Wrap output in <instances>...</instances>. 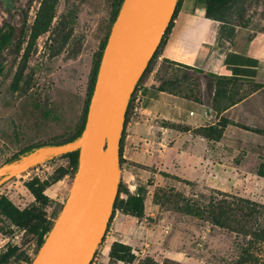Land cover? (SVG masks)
I'll return each mask as SVG.
<instances>
[{
  "label": "rangeland",
  "instance_id": "374dc122",
  "mask_svg": "<svg viewBox=\"0 0 264 264\" xmlns=\"http://www.w3.org/2000/svg\"><path fill=\"white\" fill-rule=\"evenodd\" d=\"M40 2L0 0V26L7 21L15 27L16 36L21 30L28 33ZM112 11L113 0H58L51 26L37 38L28 60L25 88H10L19 57L7 52L0 72V166L25 147L61 140L73 132L85 106L93 61L111 24ZM227 15L236 25L264 30V0H239ZM159 73L164 77L161 84L169 82V89L202 105L206 121L195 128L148 115L142 107L132 110L125 136L145 135L156 140L163 131L160 126H166L176 136L181 134L183 152L172 162L165 160L167 163L161 161L158 150L145 164L122 157L120 181L130 192L145 189L144 215L116 210L91 264H111L108 252L115 240L129 241L138 259L151 256L158 262L169 258L178 264H264V240L256 235L260 227L264 230V177L256 173L264 164V83L186 73L156 58L142 84L151 74ZM211 127V137L206 138L204 130ZM196 137L207 142V161L199 154L202 147L191 142ZM35 150L30 154L31 164L15 175L3 173L7 180L0 184V195L20 208L39 205L25 182L34 177L51 181L58 166L68 167L66 157ZM194 155L200 160L192 161ZM71 182L68 169L63 178L45 188L49 200L43 209L51 219L64 203ZM186 204L201 215L184 212ZM212 209L226 225L212 222L208 217ZM23 231L6 222L0 230V252L18 245L33 256L36 244L31 237L23 238ZM242 249L253 259L244 261Z\"/></svg>",
  "mask_w": 264,
  "mask_h": 264
},
{
  "label": "water",
  "instance_id": "95a60500",
  "mask_svg": "<svg viewBox=\"0 0 264 264\" xmlns=\"http://www.w3.org/2000/svg\"><path fill=\"white\" fill-rule=\"evenodd\" d=\"M178 0H123L102 52L84 128L78 138L34 152L78 150L69 192L31 264H90L105 235L120 182L119 144L128 101L157 49ZM0 166V176L31 164Z\"/></svg>",
  "mask_w": 264,
  "mask_h": 264
},
{
  "label": "trees",
  "instance_id": "16d2710c",
  "mask_svg": "<svg viewBox=\"0 0 264 264\" xmlns=\"http://www.w3.org/2000/svg\"><path fill=\"white\" fill-rule=\"evenodd\" d=\"M57 1L58 0H41L39 8L36 11L35 19L28 28V33H25L24 30H21V33L18 36H16L15 27L10 22L7 21L0 26V72L2 71L5 57L9 50H11L12 53H14L16 56L19 57L18 65L14 72L10 84V88L12 90H18L27 87V80L24 79V72L27 68L28 60L30 58L31 53L34 50L37 38L42 33L48 31L51 26L52 20L56 12ZM180 1L181 0L177 1V5L172 15V18L169 22V25L167 26V29L165 30L163 37L157 49L155 50L152 58L149 60L145 70L143 71L142 75L137 81L134 90L131 93L130 99L128 101L125 117H124L123 129L120 137V144H119L120 165L123 162L122 147L125 137V129L127 122L132 114L136 92L139 89V87L143 85L142 79L145 76V74L148 72L150 65L152 64L154 59H156L157 56L160 54L161 48L165 43V40L173 26V21L176 17ZM238 1L239 0H205L206 17L217 21H221L223 24L221 26L220 33L222 32L223 33L222 35L228 38H230L233 35L236 23H233L229 20L227 11H229L235 5H237ZM122 2L123 0H113V11H112L113 17L111 20V24L109 26V29L106 33L104 40L100 45V50L97 52L96 57L93 61L85 106L80 121L76 125L73 132H71V134L65 136L61 140H57L50 143L40 142L25 147L21 149L17 154H14L10 159L5 161V165L10 164L13 161L20 160L22 157L28 155L34 149H37L39 147L46 145H59L62 143L73 141L80 136L85 125L87 109L94 89V84H95L102 52L105 47L107 37L109 35L111 25L118 14ZM67 37L68 35L65 36L66 39ZM162 63L171 65V62H167L165 60ZM187 69L191 70L190 72L192 71L199 72L196 68L189 67ZM185 72L189 73V71H185ZM208 77L217 78L226 81H237L232 78H224V77L218 78L214 74H209ZM165 83L168 84L167 82ZM158 89H164V85L160 84L158 86ZM143 92H144V88L142 89V94H144ZM138 105L139 107L142 108L147 107L145 100H143V98L140 99ZM212 130H213L212 127L209 128V131L208 129L204 130V132H206L205 135L206 138L211 137L209 132ZM254 131H259V130L254 129ZM60 156L66 157L68 159V167L61 165L58 166L52 174L51 181L49 180L40 181L38 178L34 177L28 180L27 182H25L26 189L33 195L35 201L39 204L38 206L32 205L29 207L20 208L7 196L0 195V230H2L5 223L8 222L12 225L17 226L18 228L23 229L24 230L23 238L31 237L32 241H34V243L36 244V250L34 251L33 256H30L25 249L21 248V246L18 245L8 246L3 252H0V264H21V263L31 264L34 256L37 253L38 248L45 240L63 204L61 205L60 209L55 213L54 217L51 219L49 216H47L45 210L43 209V206L46 205L49 200L47 195L44 193V190L51 182H55L63 178L68 173V169L73 179L78 165V150L70 151L61 154ZM256 173L259 176L264 177V164L259 165ZM6 180L7 178L5 177V175L0 176V184L4 183ZM145 193H146L145 189L140 187L136 188L135 192L132 193L128 190L126 184L120 181L118 185L117 195L113 203L112 213L107 224V229L116 210H121L125 213L131 214L136 217H142L144 215ZM122 194H124L125 196L122 197L121 196ZM249 204L253 205L255 204V202H249ZM182 210L184 212L192 213L194 215H198V216L201 215L199 213L200 211L193 208V206L190 204H186L182 208ZM257 212L258 211L256 210L255 213ZM208 213H209L208 217L212 219V222L214 224L218 226L226 225V223L223 220H221L223 218H221V216L218 213H216L214 209L209 210ZM256 235L259 236L262 240H264L263 227H260L258 229ZM108 257L111 264L117 261H122L126 264H132L134 262H136L137 264H178L176 261L169 258H165L161 262L156 261L151 256H145L143 258L138 259L137 255L135 254V252L133 251L132 247L129 244L117 240L111 243L108 252ZM241 257L244 261H250L251 259H253L250 252H248L246 249L241 250ZM91 263L92 262H90V264Z\"/></svg>",
  "mask_w": 264,
  "mask_h": 264
},
{
  "label": "crops",
  "instance_id": "0c3cea01",
  "mask_svg": "<svg viewBox=\"0 0 264 264\" xmlns=\"http://www.w3.org/2000/svg\"><path fill=\"white\" fill-rule=\"evenodd\" d=\"M205 7V0L180 1L173 26L160 51L161 62H171L174 67L189 72L191 70L187 68H196L207 76L214 74L218 78H232L244 83H264V30L236 25L233 35L228 38L220 33L221 21L206 17ZM154 75L151 74L142 85V98L147 105L142 108L143 112L169 122H184L195 128L203 125L206 116L202 105L183 98L169 89L166 83L164 89H158L164 77L160 73ZM160 129L163 131L156 140L145 135H126L122 157L134 164H145L152 161L154 150H158L163 163L179 158L183 152L179 141L181 134L176 136L173 129L166 126H160ZM171 134L173 139H169ZM194 139L191 142L202 147L199 154H204V161H207L206 140ZM198 160L200 156L194 155L192 161ZM118 241L131 245L129 241ZM117 264L126 263L117 261Z\"/></svg>",
  "mask_w": 264,
  "mask_h": 264
},
{
  "label": "built area",
  "instance_id": "2783aa9c",
  "mask_svg": "<svg viewBox=\"0 0 264 264\" xmlns=\"http://www.w3.org/2000/svg\"><path fill=\"white\" fill-rule=\"evenodd\" d=\"M157 58L159 60H162L160 54L157 56ZM142 89H143V86H140L139 89L136 92V96L134 98V106H133L134 110L139 107L138 103L140 102V99L142 98ZM26 177H28V178L30 177V173L29 172H26Z\"/></svg>",
  "mask_w": 264,
  "mask_h": 264
}]
</instances>
